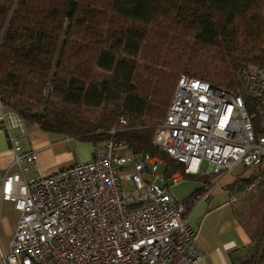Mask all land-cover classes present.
<instances>
[{
	"label": "trees",
	"instance_id": "trees-1",
	"mask_svg": "<svg viewBox=\"0 0 264 264\" xmlns=\"http://www.w3.org/2000/svg\"><path fill=\"white\" fill-rule=\"evenodd\" d=\"M243 60L264 65V0H0L2 107L50 134L156 155L167 175L183 165L153 134L180 73L237 90ZM248 232L232 264H264V228Z\"/></svg>",
	"mask_w": 264,
	"mask_h": 264
},
{
	"label": "built area",
	"instance_id": "built-area-1",
	"mask_svg": "<svg viewBox=\"0 0 264 264\" xmlns=\"http://www.w3.org/2000/svg\"><path fill=\"white\" fill-rule=\"evenodd\" d=\"M238 80L234 90L179 75L153 134V144L183 165L182 173L168 175L158 156L133 153L109 138L94 144L88 160L25 179L35 151L19 142L22 118L3 110L16 121L10 142L17 171L4 176L1 197L18 218L0 264H197L203 252L188 214L209 200V186L187 200L170 187L183 175L210 177L264 161V65L242 64Z\"/></svg>",
	"mask_w": 264,
	"mask_h": 264
},
{
	"label": "crops",
	"instance_id": "crops-1",
	"mask_svg": "<svg viewBox=\"0 0 264 264\" xmlns=\"http://www.w3.org/2000/svg\"><path fill=\"white\" fill-rule=\"evenodd\" d=\"M3 110L6 109L0 104V255L9 249L11 233L18 218L12 202L1 197L4 176L17 171L16 165L11 164L13 151L10 142L11 131L17 132L16 127H12L16 121L14 116H4ZM24 125V133L18 134L21 147L35 151V163L21 173V177L25 179L92 157L96 143L72 136L50 134L36 125ZM78 150L82 155L79 156ZM160 164L163 170L164 163ZM262 164L244 177L237 175L241 174L239 172L244 167H238L240 171L235 170L229 176L213 175L207 177V180L195 175H183L177 184L170 187L177 199L187 200L203 184L209 186V200L198 201L188 214V221L195 231V244L203 252V258L197 264H232L231 256L240 255L251 244L250 234L239 215L238 198L241 190L233 183L257 171L256 178L262 180Z\"/></svg>",
	"mask_w": 264,
	"mask_h": 264
},
{
	"label": "rangeland",
	"instance_id": "rangeland-1",
	"mask_svg": "<svg viewBox=\"0 0 264 264\" xmlns=\"http://www.w3.org/2000/svg\"><path fill=\"white\" fill-rule=\"evenodd\" d=\"M247 62H249V61L243 60L242 62H239L238 65L244 64ZM250 63H254V62L250 61ZM256 64H258V63H256ZM182 73H185V72H181L180 74H182ZM236 78H237V81H239L238 80V70L236 71ZM237 88H240V84H238ZM231 89H234V88H231ZM157 123H159V122H157ZM77 153L79 154V156H80V154L82 155V153H79V150ZM262 163H261L262 164L261 170L264 171V161ZM204 166L205 165L203 163L201 165V168H203ZM238 167H242V166L237 165L232 171L222 173L223 174L222 177L229 176L231 174V172L234 173L235 170H239ZM162 168L163 167L160 164L157 172L162 171ZM251 170H256V169H253V167H251V166H246L243 168L242 171L239 170L240 171L239 173H241V174L240 175L237 174V175L239 177H244V175L247 174ZM222 174H220V175H222ZM262 183H263V180H260L257 178L254 181L252 180V183L249 185V187H246V188L243 187V190L240 192V196L238 198L239 199L238 202H240L239 203V215H240L244 225L246 226V228L248 230H250L251 234L256 233L257 235H259L263 231V228H264V207L262 205H259V204H256V205L254 204L255 199L260 195V192L258 190H259V187L261 186ZM244 255H245V252L242 254V256H244Z\"/></svg>",
	"mask_w": 264,
	"mask_h": 264
}]
</instances>
